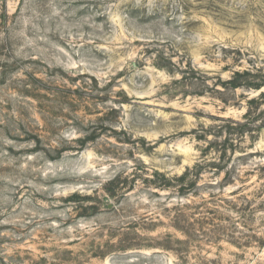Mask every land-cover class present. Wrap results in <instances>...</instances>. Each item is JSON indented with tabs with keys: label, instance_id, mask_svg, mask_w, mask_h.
<instances>
[{
	"label": "rangeland",
	"instance_id": "obj_1",
	"mask_svg": "<svg viewBox=\"0 0 264 264\" xmlns=\"http://www.w3.org/2000/svg\"><path fill=\"white\" fill-rule=\"evenodd\" d=\"M259 83L264 0H0V264H264Z\"/></svg>",
	"mask_w": 264,
	"mask_h": 264
},
{
	"label": "trees",
	"instance_id": "obj_2",
	"mask_svg": "<svg viewBox=\"0 0 264 264\" xmlns=\"http://www.w3.org/2000/svg\"><path fill=\"white\" fill-rule=\"evenodd\" d=\"M229 83L233 85L234 88H238V84L235 83V78L229 80ZM264 86V83H259V84H252L249 85V87L254 88V89H261ZM261 96H264V92L261 93Z\"/></svg>",
	"mask_w": 264,
	"mask_h": 264
}]
</instances>
